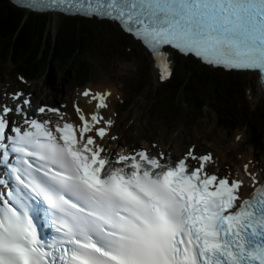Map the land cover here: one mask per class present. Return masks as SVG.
<instances>
[{
    "label": "snow or ice",
    "instance_id": "obj_1",
    "mask_svg": "<svg viewBox=\"0 0 264 264\" xmlns=\"http://www.w3.org/2000/svg\"><path fill=\"white\" fill-rule=\"evenodd\" d=\"M17 3L117 24L161 82L177 52L264 81V0ZM79 97L88 107L74 100L73 120L64 105L34 108L23 90L0 96V264H264V179L248 163L245 184L195 145L179 156L157 144L125 149L106 115L111 90Z\"/></svg>",
    "mask_w": 264,
    "mask_h": 264
},
{
    "label": "rangeland",
    "instance_id": "obj_2",
    "mask_svg": "<svg viewBox=\"0 0 264 264\" xmlns=\"http://www.w3.org/2000/svg\"><path fill=\"white\" fill-rule=\"evenodd\" d=\"M55 17L52 16V24H55ZM91 21L88 26L93 31H98V36L108 40L109 36H118L116 28L108 27L106 23H93ZM55 32V30H53ZM100 41V38H99ZM100 41V43H101ZM110 47L113 40L108 41ZM102 46L94 51L89 60L92 61L93 66H97L99 70L94 73L89 83H108L115 85L125 99L128 98L132 105L126 108L120 105L118 99L112 102L113 109L111 113H117L119 125H122L121 134L124 135V140H132L137 145L158 143L159 147L166 149L172 153L180 151L178 155L186 151L190 144H196L198 151L203 152L212 150L220 157L222 165H230L239 173L241 166L245 160L242 157L252 156V151L256 152L258 159H253L254 164L262 161L264 167V102L260 100L258 103L255 99V109L251 103V98L244 99V91L237 88L236 85L226 84L223 87L227 91L217 89L215 87L207 86L201 88L197 86L199 92L202 93L201 98L205 99L206 106L202 107L199 112L190 111L189 107L183 102L178 109L172 104V101H165L154 98V91L158 89V93H163L166 88L159 87L155 83V76L147 75L139 72V67H136L135 72L132 69L123 70L112 66V62L118 57L115 54L108 56L105 51L101 50ZM136 57H139L140 50L135 46L133 48ZM5 52L0 50V77L2 78L1 87L14 86L25 87L30 92H33L34 98H38L39 102L59 104L67 102L69 104L68 110L71 109L72 101L75 98L77 87L75 82L70 77L61 71V67L54 65L53 71L41 79H31L27 84L19 81L12 70L11 63H7ZM112 58V59H110ZM185 64L182 60L181 65ZM181 65L178 69H181ZM106 72L101 73L100 71ZM183 71V70H181ZM53 74L54 80H51L50 74ZM180 73V72H179ZM122 75L124 80L117 81V76ZM62 76V77H61ZM195 79L192 80L194 82ZM243 84V81L238 80ZM68 82V83H67ZM50 83V84H49ZM65 83V84H64ZM60 85V86H58ZM149 85L151 87H149ZM202 85V84H201ZM68 86V87H66ZM142 86H147L146 90L141 91ZM58 87V88H57ZM65 88V89H64ZM60 90V91H59ZM147 91V92H145ZM233 108L243 118L249 119L253 122L252 128H257L261 134V140L255 147L249 143L247 129L242 127L235 131L228 132L217 124V113L215 108L219 107L221 110L225 104ZM226 109V108H225ZM256 110V114L253 111ZM257 111L262 113V116L257 115ZM125 120V121H124ZM118 125V126H119ZM241 135V136H237ZM239 137L237 140L236 138ZM240 146H239V145ZM237 145V147H236ZM239 146V147H238ZM233 150V151H232ZM229 152V157H224L225 153ZM255 156V155H254ZM260 172L261 168H256ZM245 174V173H243ZM246 175V174H245Z\"/></svg>",
    "mask_w": 264,
    "mask_h": 264
},
{
    "label": "trees",
    "instance_id": "obj_3",
    "mask_svg": "<svg viewBox=\"0 0 264 264\" xmlns=\"http://www.w3.org/2000/svg\"><path fill=\"white\" fill-rule=\"evenodd\" d=\"M63 22L68 23L67 27L63 25L64 23L60 25L56 38L57 43H53L50 33L45 40L46 19H43L42 16L35 17L32 14H27L14 7L9 0H0V47L5 46L4 50L6 55H9L8 59L11 58L14 67L23 73L36 75V72H40L39 75L44 74L49 66V61L53 57L55 58L59 52V57L67 58V54H62L64 50V52H74L72 61L79 66V68L75 67L76 71L87 74V64H83L80 60V54H84L86 51V46L80 41V35L88 33L86 25L76 22L74 19ZM88 44L91 43L88 41ZM76 47L79 48L76 50ZM15 61H18L17 64ZM230 114V117L225 116L224 113V116H220L219 124L221 126L234 127L232 117L235 114Z\"/></svg>",
    "mask_w": 264,
    "mask_h": 264
},
{
    "label": "water",
    "instance_id": "obj_4",
    "mask_svg": "<svg viewBox=\"0 0 264 264\" xmlns=\"http://www.w3.org/2000/svg\"><path fill=\"white\" fill-rule=\"evenodd\" d=\"M57 23L59 24V27H60V25H62V23H64V22L57 21ZM65 23L63 25L64 26L66 25V27H67L68 23H66V24ZM48 27H49V33L52 34L51 33V32H53L52 26H48ZM86 28H87L86 30H88V33L85 35L84 34L80 35V41H82L84 46H86V51L88 50L91 52L88 54H86V51L84 54L81 53L82 55L80 54V60L83 62V64H85V65L87 64L86 68L89 71H91L90 69H92V65H93L92 64L93 62L89 60V56L91 55L92 52L97 51L101 46H102L101 50L105 51V53H107L108 56H110V55L112 56L113 54H115V57H118V59L114 60L111 63L113 67H116L119 64H122L121 66L116 67L117 69L123 70L124 66H127L126 67L127 70L131 68L132 71L135 72V70H136L135 66H138L139 72L142 74H147V72H150L152 69L154 70L153 64L149 63V60L147 57H145L141 52H138V51H137V53H138L139 57H136L135 50H133L132 47L127 46L124 41L116 39V36H114V37L109 36L108 40H106L102 37V41H101L100 36H95L94 32H96V31H93L90 28V26H87V25H86ZM59 30H60V28H59ZM98 34H99V32H98ZM82 37H83V40H82ZM95 37H99L101 43H100V41L93 42V38H95ZM109 39L113 40L111 47L108 43ZM56 41L57 40H55V43H57ZM88 41L91 43L90 45L88 44ZM94 45H95V47H94ZM78 48L79 47H76V50ZM62 52H63L62 54L68 55L67 58H63L62 54H61L62 57H59L58 56L60 54V52H59L58 55L55 56V58L53 57L51 59L52 64L57 65L58 67L63 66V64H65V63H69L70 65H74L75 63L71 62L72 57H74L73 56L74 52H64V50ZM70 57H71V59H70ZM110 59H112V58H110ZM75 65H77V64H75ZM77 67H79V66L77 65ZM195 78L198 80L197 85H200L201 88H204L206 86L208 88L209 83H210L209 82L210 80L208 79V78H210L209 76L196 74ZM213 81L215 82V84L219 83L218 80H213ZM223 86L224 85H222V88L220 87L218 89H220V90L224 89V91H227L228 88L225 89V87H223ZM209 88H210V86H209Z\"/></svg>",
    "mask_w": 264,
    "mask_h": 264
},
{
    "label": "bare ground",
    "instance_id": "obj_5",
    "mask_svg": "<svg viewBox=\"0 0 264 264\" xmlns=\"http://www.w3.org/2000/svg\"><path fill=\"white\" fill-rule=\"evenodd\" d=\"M3 47V46H2ZM5 47V46H4ZM9 56V55H8ZM5 59V58H4ZM20 59V58H19ZM22 60H23V58H22ZM26 60V59H25ZM16 62V61H15ZM18 62V61H17ZM17 62H16V64H17ZM20 64V63H19ZM23 64V63H22ZM12 65V64H11ZM28 65H29V63H28ZM25 67V66H24ZM29 67V66H28ZM23 68V67H22ZM30 72V71H29ZM62 77V76H61ZM117 78V81L118 82H121V81H123L124 80V77L122 76V75H119V76H117L116 77ZM68 83V82H67ZM50 84V83H49ZM65 84V83H64ZM58 86H60V85H58ZM107 86H109V87H107ZM66 87H68V86H66ZM149 87H151L150 85H149ZM58 88V87H57ZM95 88H99V89H104V88H106V89H109V90H111V92H112V94H114V95H116L117 94V91H116V88H114V87H112V86H110L108 83H101V84H99V85H96L95 86ZM65 89V88H64ZM254 89H252L251 90V92L253 91ZM60 91V90H59ZM79 98V102H80V104L82 105V106H84V107H88L86 104H85V102H84V99L82 98V97H77V99ZM35 102H37L36 101V98H35ZM113 108V107H112ZM259 116H262V114L260 113V112H258L257 113ZM106 115H111V112H109V113H106ZM112 119L114 120V118L112 117ZM125 121V120H124ZM118 125H119V122L117 121V124H114V126H113V129H114V131L117 129V127H118ZM120 145H121V142H120ZM151 145H152V143H151ZM239 145V144H238ZM123 148H125V149H127V148H129V147H131V146H136V143L134 142V141H132V140H128V141H126V142H124V140H123V144L121 145ZM192 146V145H191ZM190 146V147H191ZM236 147H237V145H236ZM239 147V146H238ZM159 149H162L161 147H159ZM162 150H164V149H162ZM233 151V150H232ZM165 152H169V153H171L173 156H179L178 154L180 153V151H178V152H176V153H172V152H170V151H168V150H166L165 149ZM183 153V152H182ZM252 153V155H256V152L255 151H252L251 152ZM224 157H229V152H226L225 153V155H224ZM217 158H218V160H217V163L219 164V166H221L222 167V162H221V159H220V157L219 156H217ZM244 158V160H249L247 157H243ZM245 163H248L247 161H245ZM216 164V163H215ZM215 164H213L212 165V167H214L215 166ZM249 165V167H250V169H252L251 168V164H248ZM225 167H227V171H229V168L231 169V167H230V165H224ZM215 169V168H214ZM246 189H243V191H245Z\"/></svg>",
    "mask_w": 264,
    "mask_h": 264
}]
</instances>
